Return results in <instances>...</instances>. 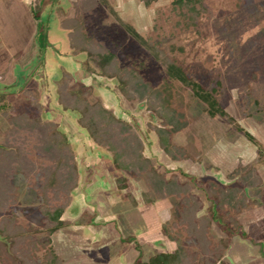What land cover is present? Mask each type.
I'll list each match as a JSON object with an SVG mask.
<instances>
[{
  "label": "rangeland",
  "instance_id": "obj_1",
  "mask_svg": "<svg viewBox=\"0 0 264 264\" xmlns=\"http://www.w3.org/2000/svg\"><path fill=\"white\" fill-rule=\"evenodd\" d=\"M172 2L159 0L147 7L141 0H37L32 4L35 27L28 30L29 26L12 45L3 42L0 56L7 58H0V146L4 149L0 150V227L15 218L13 227L31 234L28 237L38 248H30L34 264H45L47 248L42 243L47 236L38 231L44 225L43 183L59 158L52 130L45 122L64 133L73 155V159L65 156L58 172L59 193L46 190L53 206L71 197L63 215L69 225L52 236V247L62 264H134L137 258L135 264H147L152 256L175 252L181 246L202 250V264L213 259L210 249L196 245L197 235L182 231L173 241L166 229L161 232L164 223L177 221L180 200L144 203L142 195L149 191L148 184L137 181L131 172L116 169L112 155L80 128L79 113L62 109L60 97L81 89L89 102L102 104L133 126L143 140L145 156L159 173L176 175L190 185L192 193L202 199L199 215L210 214L207 181L242 186L238 180L248 173V179L260 180L256 199L263 207L245 211L235 232L214 222L207 245L229 238L223 263L264 264V161L259 148L244 135H251L264 147V0H205L208 14L199 28L191 30L178 25L180 18ZM82 22L83 33L94 43L89 52L73 49L75 27ZM125 25L165 51L207 90L218 88L222 107L245 132L225 118L211 117L207 106L185 88L187 128L174 134L172 142L186 158H170L155 131L163 121L150 111L147 100L130 101L116 78L102 76L97 51L114 54L121 67L135 68L153 88L167 80L165 67ZM175 86L181 84L175 82ZM74 168L79 177L69 193ZM235 171L239 173L232 180ZM103 180L107 190L90 189ZM129 202L132 209L123 211ZM75 206L80 215L67 214ZM145 206L149 207L146 215L140 212ZM14 240L7 247L0 243V264L29 260V252L23 251L28 245L22 237Z\"/></svg>",
  "mask_w": 264,
  "mask_h": 264
},
{
  "label": "trees",
  "instance_id": "obj_2",
  "mask_svg": "<svg viewBox=\"0 0 264 264\" xmlns=\"http://www.w3.org/2000/svg\"><path fill=\"white\" fill-rule=\"evenodd\" d=\"M141 1L147 7H150L159 0ZM172 6L173 11L180 18L178 25L185 30L199 28L201 19L208 14L205 0H173ZM75 23L76 21L74 25ZM125 26L130 34L152 52L154 57L165 67L167 80L161 87L153 88L150 83L144 82L143 76L135 68L121 67L114 54L97 51L96 54L99 57L102 76L116 78L122 93L130 101L147 100L150 111L154 112L163 121V124L157 126L155 131L159 136L161 148L170 158H186L184 151L176 147L172 142L174 134L187 128V121H184V107L186 105L184 104L183 91L185 88L190 89L193 95L207 106V112L211 117L220 116L225 118L236 130L242 133L245 132L222 107L218 98V88L207 90L201 83L191 78L187 70L168 56L165 51L143 38L130 25ZM75 30L76 34L74 36H76V39H74L73 49L81 52L92 49L94 43L92 38L83 33V22L76 26ZM174 50L172 48V51ZM175 82L180 83L181 87H176ZM60 100L64 111L79 113L78 124L80 128L87 132L97 146L105 148L112 155L111 160L116 169L131 172L137 181H145L148 184L149 191L143 194L145 203L155 204L158 201L172 198L180 200L182 207L177 221L171 225L168 223L163 225V231L166 229V235L168 237L172 235L170 239H174L173 241L178 240L175 236L181 237L184 232L193 236L197 235L196 245L200 249L205 247L210 249L209 255L213 258L207 257L208 259H205L203 264H225L223 263V258L230 247V239L223 238L214 243L213 246L207 245L209 243L207 242V233L216 221H219L225 228L235 232L241 227L239 217L245 211L252 207H263L259 200L256 199L261 186L260 178L256 171H254L256 173L255 180L259 181L254 182V179H248V173L241 180H238L242 183V186H222L216 181H207V187L204 190L211 204L210 214L199 215L203 207L202 199L192 193L190 185L182 183L176 175L168 177L154 168L149 158L145 156L143 140L130 123L118 118L102 104L89 102L85 89L67 96L62 95ZM42 125L44 127V124ZM45 127H50L52 130L51 138L54 140V151L59 158L52 168L53 172L50 177L43 183L45 199L41 214L44 218V225L38 231L47 236L44 243H42L47 248L44 258L45 264H62V260L52 247V236L68 225L63 220V215L69 206L71 197L69 195L66 203L53 206L46 195V190H57L56 192L59 193L60 187L57 186L60 182L57 177L58 172L62 168L65 156L73 159V155L69 151L67 141L62 136L64 133L57 127L54 128L49 122H45ZM244 135L259 148V156L264 161V147L261 143L247 133H244ZM0 150L4 149L0 146ZM175 152L180 154V157H177ZM70 173L75 181L69 186L68 192L77 186L79 177L75 168ZM238 173L239 171L234 172L232 180L236 179ZM192 182L194 181L192 180ZM251 190L254 192H251ZM15 221V218L6 220L4 226L0 227V243L2 242L7 247L8 242H15V238L22 237L23 243L28 245L23 251L30 254L28 256L29 260L27 259L25 264H29V262L34 264L30 248L34 251L38 250L36 241L32 237H28L31 234L23 230L22 227L17 225L13 227L12 224ZM201 251H193L190 247L181 246L175 252L158 253L152 256L147 264H202V262H199Z\"/></svg>",
  "mask_w": 264,
  "mask_h": 264
},
{
  "label": "crops",
  "instance_id": "obj_3",
  "mask_svg": "<svg viewBox=\"0 0 264 264\" xmlns=\"http://www.w3.org/2000/svg\"><path fill=\"white\" fill-rule=\"evenodd\" d=\"M36 1L37 0H0V49L2 48L3 42L12 45L13 42L16 43L18 40L19 41L21 40V35L26 33L29 26L30 29L28 30H31V27L32 28L35 27L32 4ZM2 57L7 58V56H5L4 54H1L0 58ZM92 186L93 187L90 188L91 190H94L96 187L102 188L103 191L107 190V183L104 180L102 185L98 183L96 184L93 183ZM138 200L139 197L138 199L136 198L137 202ZM142 200H143V195H142ZM149 205H153V204H149ZM126 206L127 208L122 209L123 211H129L133 207L131 202H129L128 205L126 204ZM258 208H262V207H258ZM148 209L149 207L148 208L146 206L142 207L140 208L141 210L140 212L142 214L147 213L146 210ZM79 210L80 208L77 206L71 207L67 211V214L71 212L70 213L71 215H73V213H76L75 215L79 216L80 215ZM82 210H84V208H82ZM73 225H76V223H73ZM163 225L161 226V232L163 231ZM144 237L147 239L149 238V236H144ZM137 260L138 258L135 260V263L137 262Z\"/></svg>",
  "mask_w": 264,
  "mask_h": 264
}]
</instances>
